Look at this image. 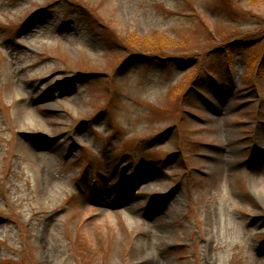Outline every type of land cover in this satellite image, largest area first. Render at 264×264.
I'll list each match as a JSON object with an SVG mask.
<instances>
[{"label":"rangeland","instance_id":"rangeland-1","mask_svg":"<svg viewBox=\"0 0 264 264\" xmlns=\"http://www.w3.org/2000/svg\"><path fill=\"white\" fill-rule=\"evenodd\" d=\"M143 253L264 264V0H0V264Z\"/></svg>","mask_w":264,"mask_h":264},{"label":"bare ground","instance_id":"bare-ground-1","mask_svg":"<svg viewBox=\"0 0 264 264\" xmlns=\"http://www.w3.org/2000/svg\"><path fill=\"white\" fill-rule=\"evenodd\" d=\"M106 195H105V191H104V189L102 188L101 189V198L103 199V200H105V197ZM143 241V244L141 245V249H140V251H142L145 247L144 246H146V244H147V240H146V235H145V237H144V239L142 240ZM147 253H143V255H146ZM148 262H150V259L147 257V255H146V258H143L142 259V263L143 264H147Z\"/></svg>","mask_w":264,"mask_h":264}]
</instances>
